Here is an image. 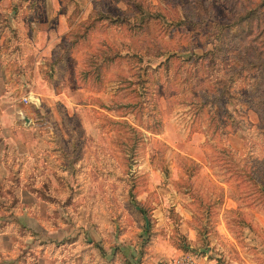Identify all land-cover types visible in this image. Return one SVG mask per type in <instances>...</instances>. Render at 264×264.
<instances>
[{"label":"rangeland","instance_id":"374dc122","mask_svg":"<svg viewBox=\"0 0 264 264\" xmlns=\"http://www.w3.org/2000/svg\"><path fill=\"white\" fill-rule=\"evenodd\" d=\"M239 1L0 0V264H264V0Z\"/></svg>","mask_w":264,"mask_h":264},{"label":"built area","instance_id":"2783aa9c","mask_svg":"<svg viewBox=\"0 0 264 264\" xmlns=\"http://www.w3.org/2000/svg\"><path fill=\"white\" fill-rule=\"evenodd\" d=\"M22 99L25 102H31L32 104L35 105L40 103V98L35 93L32 94L31 96L25 94L24 96H22ZM173 264H199V262L191 254L182 252L177 257L174 258Z\"/></svg>","mask_w":264,"mask_h":264},{"label":"crops","instance_id":"0c3cea01","mask_svg":"<svg viewBox=\"0 0 264 264\" xmlns=\"http://www.w3.org/2000/svg\"><path fill=\"white\" fill-rule=\"evenodd\" d=\"M0 55H1V53H0ZM0 63H1V62H0ZM34 105H35V104H34ZM36 105H38V104H36ZM179 202L181 203V201H179ZM180 203H179V204H180Z\"/></svg>","mask_w":264,"mask_h":264},{"label":"trees","instance_id":"16d2710c","mask_svg":"<svg viewBox=\"0 0 264 264\" xmlns=\"http://www.w3.org/2000/svg\"><path fill=\"white\" fill-rule=\"evenodd\" d=\"M238 2H240V1L238 0Z\"/></svg>","mask_w":264,"mask_h":264}]
</instances>
